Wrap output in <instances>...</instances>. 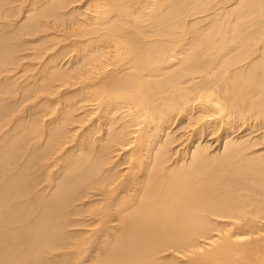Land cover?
Returning a JSON list of instances; mask_svg holds the SVG:
<instances>
[{
  "label": "rangeland",
  "instance_id": "obj_1",
  "mask_svg": "<svg viewBox=\"0 0 264 264\" xmlns=\"http://www.w3.org/2000/svg\"><path fill=\"white\" fill-rule=\"evenodd\" d=\"M47 1L49 0H0V183H2L0 184V217H2L0 221L4 220V217L6 221L11 220L14 215L22 220L20 223L17 218L18 225L32 224L38 219L45 221L43 214L46 211L41 214V208L43 204H46L47 207L50 205L51 210L46 206L42 209L52 212L49 215V217L51 215L52 218L54 217L51 219L52 221H61L60 226L54 228L56 235L59 238L71 239L78 249L77 252L74 251L75 249L68 250L67 245L63 246L59 242L55 244L56 246L53 245L54 249L57 248L56 250L51 252L52 248L48 247L46 249L48 253H42L41 258L38 257L39 253L33 260L37 261L36 264H60L61 262L69 264L80 258H90L89 255L84 256L85 250L90 247L88 243L90 238L87 236L94 235L107 226L102 222V215L105 213L102 206L111 213L115 211L114 214L123 216L130 212L127 210L129 205L136 204H129V202L133 201V198L138 194L143 183L139 181V177H142L143 173L153 176L152 180L155 183H159L156 178H160L164 183L166 179L168 181L177 177L185 179V190L187 193L193 191L191 196L196 197V193V198L205 205L220 211L222 209L227 211L226 216L203 212L201 220L198 221L201 234L192 230V227L187 229L190 230L189 237L195 244L191 249L197 250L202 243L218 237L214 246L208 250L212 252L216 248L215 251L216 253L219 251V254H216V258L211 260L206 259V254L202 255L205 257V264H264V0H174L175 4L172 0H169L170 2L157 0L159 1L157 3L158 13L161 12L162 15L154 16L155 21H148L152 24H143L140 17H131V19L128 17L123 19L125 22L119 24V27L112 25L114 23L107 25L110 27L106 25L93 26L90 23L87 25L84 17L89 13L87 11L88 13L85 15L82 13L81 19L84 20V23L80 26H83L82 29L87 28L84 30L70 29V32L69 29H65L66 25H63V22L62 25H52L53 22L60 23V21L54 19L51 13L62 16V13L71 12V15H75V11H77V8H73L75 5H80L78 11L84 12L91 5L93 7V0H80V3L78 0V2L65 0L66 5L64 6H61L62 1L59 3V0H50L51 2L46 8L51 16L40 17L37 15V12L41 10L40 5ZM138 1L140 0H129L128 2L136 6ZM144 1H146V7L155 4L152 3L155 0ZM247 1L249 4L246 5ZM32 2L34 6L36 5L35 7L39 6V8L32 10ZM109 2L113 7L119 8L116 0ZM256 6L260 8H256ZM108 15L110 17V14ZM37 17H39L38 21ZM48 21L51 22V24L49 23L51 26L45 28L48 26ZM211 21L213 25L210 27ZM231 22H234L236 26ZM227 25H230V28H227ZM37 26L41 27L37 28ZM224 28L226 31H223ZM92 30H97L99 34L103 35L107 34V30L113 31L107 38L114 40L121 38L122 47L124 46L132 52V54H128L129 56L123 57V60H126L124 62H121V59L112 60L111 54L113 53L101 58L102 63L110 62L109 70L114 71L107 74V80L115 81L119 80V76L124 77L125 86L121 89L123 91H120V98H117L114 103L116 108L120 107L114 111L115 115H112V117L118 116V120L115 117L114 122L106 120L109 116L103 106L105 99L112 98L114 93L113 90H106L105 93L107 84L103 85V82H106V78L103 80L97 76L99 78H94L92 82L86 78V75H83V72L87 70L86 67H91L82 62V57L90 53L87 50L93 48L92 44L86 45L87 39L90 41L93 36L95 37ZM84 33L86 35H83ZM260 35L261 37H259ZM248 40H251L249 44ZM148 41L152 45H159L157 46L159 49L151 52L152 56L148 57L149 61L141 60L140 52L146 47L144 45H148ZM163 43L166 45H161ZM244 43L245 50L241 48L243 52L242 50L236 51ZM256 43L259 50L253 52V47L258 49L254 45ZM205 44L208 46L206 47ZM234 46L236 48H233ZM192 47H194V51ZM124 48L122 51L126 50ZM1 51L3 52L1 53ZM207 52L208 54H206ZM223 52L227 55H223ZM251 53L254 54L251 56ZM235 54L240 58H236ZM133 55H137V61L141 60L144 65L137 63L139 68L134 67L130 61ZM229 56L232 57L229 59ZM222 57H225L227 63L225 60L222 62L220 59ZM212 58L213 60H211ZM241 58H244V61ZM76 59H80L81 62H75ZM228 59L229 62L234 60V64L229 63ZM116 62L118 66L115 65ZM94 63L96 64V62ZM253 63H256L257 66L254 67L255 72H253ZM213 64H215L214 68ZM113 66H117L115 70L112 69ZM196 66L197 70H194ZM227 66H229V70ZM225 67L226 69H224ZM158 68L163 70H158ZM204 68L205 70H203ZM80 69L81 71H78ZM172 69L175 70V74L172 73ZM167 70L170 71L171 76H168L169 72L166 73L168 77L165 75ZM211 70L213 74H211ZM178 71L179 73H177ZM194 71H196L195 76L189 75ZM237 72L242 76L240 81L232 79L237 76ZM80 73L83 76H80ZM252 73L255 75L251 77ZM184 75L186 76L184 77ZM189 79L191 82L187 81ZM101 81L102 84H100ZM164 82H166L165 85L169 83L166 87L169 90L174 83L182 87L183 90L190 89L187 90L190 92L188 93L190 94L189 99L185 101L179 98L178 102L173 99L174 102L168 106L170 108H165L164 102L168 100V94L163 90ZM259 83L262 84V87ZM85 86H89L86 88L87 90H83ZM212 88L215 89L212 90ZM135 89H139V93L135 94ZM169 90L167 89V91ZM206 91L211 93L208 95ZM205 92L207 93L206 98L211 99L209 101H219L218 104L223 109L222 114L219 112V108L213 107L214 105H203L201 101H198V99H202L198 96L206 94ZM133 93L134 96L147 95L152 98L148 107L152 106L157 110V114L153 115L152 111V115L148 114L143 111L144 106L138 107L134 104H130L131 108L128 109L126 105L131 99L128 95H133ZM248 95L250 99L247 98ZM188 101H194L193 103L189 102L192 105V112H189V109L186 110L185 104ZM245 104L246 106L242 108ZM161 105L162 107H160ZM180 105L185 106V111L189 113L188 117L180 112ZM124 110L127 112H123ZM131 111L133 114L130 113ZM142 112L145 113V116ZM119 114H122L121 118ZM157 115L159 118L156 121L160 122V130L153 128ZM181 120L182 123H180ZM53 131L54 135L51 134ZM193 146L197 148H195L196 156H193ZM98 153H100L99 158H97ZM147 167H152V169L148 168L147 172H143ZM121 175H123L122 178ZM112 180H114L113 183H109ZM114 184L115 187H112ZM99 192L107 194H103L105 196L102 197V194H97ZM59 197L62 200H59L61 199ZM106 199H110L112 206L104 204L108 201ZM118 201L121 202L118 203ZM230 209L231 211H229ZM57 211L59 213H56ZM242 213L245 214L241 220L233 219ZM120 216L114 215L117 220ZM118 222L113 220L110 224L115 223L114 228L119 230ZM8 227L10 228L7 230ZM0 228L2 231L0 233L17 229V227L2 221ZM56 230L59 232L57 233ZM149 230H144L143 234H148ZM182 233H187V231ZM235 236L243 238L242 240L238 238L234 243L231 238L234 239ZM224 243L231 245L227 249L231 252L224 249ZM11 244L15 250L19 251L26 247L24 243L14 239L9 245ZM39 245L40 239L34 243L36 248ZM60 245L61 247H59ZM222 252H228V254L220 255ZM163 253L161 256L159 255L161 259L158 264H187L186 261H189V259H181L178 256H174L175 261L172 258L164 259L163 255L166 254ZM31 258L30 260H32ZM87 261L89 262V260ZM155 262L154 264H156Z\"/></svg>",
  "mask_w": 264,
  "mask_h": 264
},
{
  "label": "bare ground",
  "instance_id": "obj_2",
  "mask_svg": "<svg viewBox=\"0 0 264 264\" xmlns=\"http://www.w3.org/2000/svg\"><path fill=\"white\" fill-rule=\"evenodd\" d=\"M5 1V0H4ZM41 1V0H39ZM62 1L61 3V6H64L66 5V1L65 0H59V3ZM72 1V0H71ZM74 1V0H73ZM77 1V0H75ZM79 3H80V0H78ZM77 1V2H78ZM109 1H113V0H93L94 4H93V7L92 5L90 7H88V9H86V11L82 12V11H78V7L80 5H75L73 8H77V11H75V15H71V12H65V13H62V16L60 15H57V14H54V13H51L53 16L54 19H59L60 23H55L53 22L52 25L54 24H57V25H62V22H63V25H66V30L69 29V32H70V29L72 30H80L82 29V27H80L83 23H84V20L81 19V16H82V13L85 15V24L89 25V23L93 26L95 25H110L112 23V25H116L118 26L119 24L121 25L122 23H124L125 21H123V19L125 18H128L131 17L135 18V17H140V20L141 22L143 21L144 23L143 24H146L147 23L149 24L150 22L148 21H152L154 20V16H160L161 12L158 13V9H159V6H157V3L159 1L155 0V2H152V3H155L154 5L152 6H149V7H146L147 5L145 4L146 1L144 0H140L137 2V5H132V3L130 4L128 1L129 0H116V2L119 4V8H116V7H113L112 3L109 2ZM124 1H126V4H124ZM149 1V0H147ZM165 1V0H164ZM163 1V2H164ZM167 1V0H166ZM169 1V0H168ZM167 1V2H168ZM174 2V0H172ZM176 1V0H175ZM179 1V0H178ZM212 1V0H211ZM260 1V0H259ZM9 2V1H8ZM8 2H6L8 4ZM12 2V1H11ZM50 0L47 1V2H42V4L40 5V8L41 10L39 12H37V15H39L40 17L44 16L45 18H47L48 16H51L48 14V11H47V8L46 6L50 4ZM76 2V3H77ZM170 2V1H169ZM248 2V1H247ZM10 3V2H9ZM166 4V2H164ZM245 3V2H244ZM253 3V2H252ZM255 3V2H254ZM34 3L32 2V5ZM164 4V5H165ZM168 4V3H167ZM172 4V3H171ZM175 4V2L173 3ZM178 4V3H177ZM176 4V5H177ZM180 4V3H179ZM202 4V3H201ZM210 4V3H209ZM249 4L246 3V5ZM161 5V4H159ZM251 5V4H250ZM261 5V4H260ZM36 6V5H35ZM34 5L32 6V10H34L35 8L38 9V7H35ZM167 6V5H166ZM179 6V5H177ZM176 6V7H177ZM254 6V5H253ZM262 6V5H261ZM5 7V6H4ZM161 7V6H160ZM169 7V6H168ZM191 7V6H190ZM250 7V6H249ZM260 8L259 6H256V8ZM86 8V7H85ZM163 8V7H162ZM171 8H172V5H171ZM175 8V7H174ZM184 8V7H183ZM252 8V6H251ZM72 9V8H70ZM147 9V11H146ZM161 9V8H160ZM229 9V8H228ZM69 10V9H68ZM178 10V9H176ZM248 10V9H247ZM88 11V12H87ZM180 11V10H179ZM59 12V11H58ZM168 12V11H167ZM171 12H173L171 10ZM223 12V11H222ZM246 12V11H244ZM27 13H28V10H27ZM47 13V14H46ZM23 14V13H22ZM110 14V17L109 15ZM157 14V15H155ZM170 14V13H169ZM174 14V13H173ZM178 14V13H177ZM24 15V14H23ZM162 15V14H161ZM223 15V14H222ZM221 15V16H222ZM166 16V15H165ZM62 17V18H60ZM108 17V18H107ZM51 18V17H50ZM50 18H48V20H50ZM154 18V19H153ZM165 18V17H164ZM218 18V17H217ZM26 19V18H25ZM36 20L38 21L39 20V17L36 18ZM99 20V21H98ZM133 20V19H132ZM138 20V19H137ZM54 21V20H53ZM155 21V20H154ZM159 22V20H156ZM218 21V20H217ZM127 22H129L127 20ZM34 23V22H33ZM37 23V22H36ZM49 23L51 24V22H47V25L48 26H45V28H49ZM161 23V22H160ZM38 24V23H37ZM84 24V26H85ZM152 24V23H150ZM155 24V22H154ZM232 25H234V22H231ZM236 24V23H235ZM36 25V24H34ZM56 25V26H57ZM213 25V22L211 21L210 23V27ZM42 26V25H41ZM39 26V27H41ZM113 26V27H114ZM236 26V25H234ZM36 27V26H35ZM37 26V28H39ZM53 27V26H52ZM107 27H110V26H107ZM112 27V28H113ZM119 27V26H118ZM125 27V26H124ZM142 27V26H141ZM148 27V26H147ZM227 28H230V25L226 26ZM34 28V27H33ZM58 28V27H57ZM87 28V27H84V29ZM97 28V27H96ZM134 28V26H133ZM82 29V30H84ZM93 29V28H91ZM114 29V28H113ZM119 29V28H118ZM116 29V30H118ZM121 29V28H120ZM123 29V28H122ZM222 29V28H221ZM36 30V29H35ZM47 30V29H45ZM98 30V29H97ZM95 30L93 31V33L95 34V37L93 36V38H91V40L89 41V39H87L86 41V45L87 44H92L93 45V48H90L89 51L90 53L88 54H85L83 57H82V62L85 64V65H90L91 67H86L87 70H83L84 74L83 75H86V78L90 81L93 82V79H98L99 77L102 78L104 80V78H106V82L104 81L103 82V85L104 84H107L105 86V93H106V90H113L114 93H113V96L112 98L111 97H107L105 99V102L103 104V106H105L106 108V113L107 115L109 116L106 120L108 122H114L115 120V117H112V115L114 114L115 115V112L114 111H117L120 107H115L114 103H115V100L117 98H120V94L121 92L120 91H123L121 89L124 88L125 86V82H124V77H120L119 76V80H115V81H110V80H107V77L108 75L107 74H110V73H113L114 71L113 70H109L110 67L109 64L110 62L106 61V63H102L101 62V58H103L105 55H109L110 53H113L111 54L112 57L111 59L114 61H118L121 59V62H124L126 60H123L124 58L123 57H126V56H129L128 54H132V52L126 48V50L122 51V49L124 48V46L122 47V44L120 43V40H122L121 38H117V37H114V38H117V39H110V38H107V36H109L113 31H109L107 30V34L106 35H103V34H99L98 31ZM125 30V29H124ZM162 30V29H161ZM226 31V29L224 28L223 31ZM115 31V30H114ZM120 31V30H118ZM156 31V30H155ZM159 31V30H158ZM165 31V30H164ZM170 31V30H169ZM122 32V31H121ZM120 32V33H121ZM220 32V31H218ZM263 32V31H262ZM39 33V32H38ZM79 33V32H77ZM117 33V32H116ZM150 33V32H149ZM90 34V33H89ZM97 34V35H96ZM118 34V33H117ZM116 34V35H117ZM122 34V33H121ZM155 34V33H154ZM166 34V33H165ZM170 34V33H169ZM176 34V33H175ZM188 34V33H187ZM225 34V33H223ZM83 35H86V33H84ZM119 35V34H118ZM214 35V34H213ZM259 35V34H258ZM262 35V34H261ZM261 35L259 37H261ZM111 36V35H110ZM148 36V35H147ZM158 36V35H156ZM180 36V35H179ZM225 36V35H224ZM238 36V35H237ZM120 37V36H119ZM150 37V36H149ZM189 37V36H188ZM221 37V35H220ZM258 37V38H259ZM147 39H149L147 37ZM162 39V38H161ZM211 39V38H210ZM213 39V38H212ZM211 39V40H212ZM221 39V38H220ZM257 39V38H256ZM263 39V38H262ZM258 40V39H257ZM249 41L251 40H248V44H249ZM261 41V40H260ZM264 41V40H263ZM101 42V43H100ZM122 42V41H121ZM124 42V41H123ZM179 42V41H178ZM196 42V41H195ZM214 42V41H213ZM245 42V41H244ZM125 43V42H124ZM123 43V44H124ZM193 43V42H192ZM221 43H222V40H221ZM219 43V44H221ZM262 43V41L260 42ZM127 44V43H125ZM165 43L161 44V45H164ZM198 44V43H197ZM212 44V43H210ZM209 44V45H210ZM219 44H217L219 46ZM227 44V43H226ZM160 45V47H161ZM166 45V44H165ZM194 45V44H193ZM216 45V46H217ZM223 45V43H222ZM221 45V46H222ZM233 45V44H232ZM236 45V44H235ZM257 46L258 48V45L257 43L254 44ZM264 45V44H263ZM262 45V46H263ZM146 47H144L141 52H140V55H141V60H147L149 61L150 58H148L149 56H152L151 55V52H154V50H158L159 45H152L149 43L148 41V45H144ZM195 46V45H194ZM206 46V44H205ZM208 46V45H207ZM206 46V47H207ZM229 46V45H228ZM245 46V43L244 45L242 44V46L240 47V49H236V51L238 50H242L241 48H243ZM250 46V45H249ZM248 46V47H249ZM253 46V45H252ZM255 46V47H256ZM2 47V46H1ZM200 47V46H199ZM204 47V46H203ZM212 47V46H211ZM210 47V48H211ZM220 47V46H219ZM219 47H217L219 49ZM224 47H226L224 45ZM232 47V46H231ZM239 47V46H237ZM246 47L248 50L249 48ZM260 47V46H259ZM264 47V46H263ZM88 48H89V45H88ZM114 48V50H112ZM124 48V49H125ZM131 50H132V47H130ZM162 48V47H161ZM194 47H192L193 49ZM197 48V47H196ZM221 48V47H220ZM230 48V47H229ZM233 48H236L235 46ZM233 48L232 51H233ZM6 49V48H5ZM4 49V50H5ZM191 49V48H190ZM189 49V50H190ZM202 49V48H201ZM226 49V48H225ZM244 49V48H243ZM262 49V48H261ZM3 50V48H2ZM112 50V51H111ZM134 50V49H133ZM177 50V49H176ZM188 50V51H189ZM206 50V49H204ZM214 50V49H213ZM217 50V49H216ZM215 50V51H216ZM229 50V49H228ZM245 50V49H244ZM259 48L256 49L253 47V52H258ZM135 51V50H134ZM133 51V52H134ZM194 51V49H193ZM226 51V50H224ZM252 51V49H251ZM3 51H1L2 53ZM118 52V53H117ZM200 52V51H199ZM204 52V51H203ZM201 52V53H203ZM210 52V51H209ZM212 52V51H211ZM214 52V51H213ZM220 52V51H219ZM231 52V51H229ZM243 52V50H242ZM83 53V52H82ZM85 53V52H84ZM107 53V54H106ZM161 53V52H160ZM218 53V52H216ZM234 53V52H233ZM237 53V52H236ZM240 53V52H239ZM246 52H244L245 54ZM81 54V53H79ZM184 54V53H183ZM194 54V53H193ZM208 54V52L206 53ZM210 54V53H209ZM214 54V53H213ZM226 54V53H225ZM224 52H223V55H225ZM229 54V53H228ZM238 54V53H237ZM247 54V53H246ZM252 54L254 53H251L250 55L252 56ZM257 54V53H256ZM173 55V54H172ZM185 55H187V52H185ZM195 55V54H194ZM202 55V54H201ZM212 55V54H211ZM210 55V58L212 57ZM227 55V54H226ZM240 55V54H238ZM77 56V55H76ZM82 56V55H81ZM166 56V55H165ZM198 56V55H196ZM207 56V55H206ZM215 56V55H214ZM236 58L239 57L235 54ZM234 56V57H235ZM242 56V55H240ZM246 56V55H245ZM3 57V55H2ZM106 57V56H105ZM184 57V56H183ZM191 57V56H190ZM209 57V56H208ZM217 57V56H216ZM215 57V58H216ZM232 57V56H231ZM229 56V59L231 58ZM244 57V55H243ZM72 58V57H71ZM137 55H133L132 59L130 61H132V64L134 67H138V65H136L137 63L138 64H143L141 63V60L140 61H137ZM180 58V57H179ZM196 58V57H195ZM209 58V59H210ZM214 58V57H213ZM213 58L211 60H213ZM225 57H222L220 58L222 60V62L225 60L224 59ZM240 58V57H239ZM238 58V59H239ZM250 58V57H249ZM248 58V59H249ZM149 59V60H148ZM164 59V58H163ZM198 59H201L198 57ZM229 59H228V62H229ZM234 59V58H233ZM238 59H236L238 61ZM243 59L244 61V58H241ZM246 59V58H245ZM252 59V58H251ZM80 59H76L74 60L75 62H81V60L79 61ZM203 60V59H202ZM202 60H199L202 62ZM207 60V59H206ZM205 60V61H206ZM215 60V59H214ZM235 60V59H234ZM234 60H230L232 63ZM72 61L73 64H75V62ZM146 61V62H147ZM197 61V60H196ZM198 61V62H199ZM205 61H203V63H205ZM210 61V60H209ZM219 61V60H218ZM246 61V60H245ZM250 61V60H249ZM93 62V63H92ZM96 62V64L94 63ZM134 62V63H133ZM158 62V60H157ZM173 62V61H172ZM208 63V60L206 61ZM220 62V61H219ZM221 62V64H223ZM226 62V60H225ZM229 62V63H231ZM240 62V61H239ZM258 62V61H256ZM70 63V62H69ZM98 63V64H97ZM148 63V62H147ZM152 63V62H151ZM174 63V62H173ZM227 63V62H226ZM242 63V62H241ZM72 64V65H73ZM93 64V65H91ZM172 64V63H171ZM170 64V66H172ZM180 64V63H178ZM202 64V63H200ZM206 64V63H205ZM211 64V63H210ZM225 64V63H224ZM234 64V63H233ZM233 64H231L233 66ZM256 63H253V72H255L254 70V67H257L255 65ZM66 65V64H65ZM81 65V64H79ZM115 65H117V62L115 63ZM129 65V64H128ZM144 65V64H143ZM148 65V64H147ZM165 65V64H164ZM196 65V64H195ZM212 65V64H211ZM214 65L213 64V68H214ZM229 65V66H231ZM239 65V64H238ZM248 65V64H247ZM64 66V65H63ZM71 66V65H70ZM83 66V65H82ZM118 66V65H117ZM116 66V67H117ZM142 66V65H141ZM175 66V65H174ZM173 66V67H174ZM210 66V65H209ZM208 66V67H209ZM216 66H219V65H216ZM229 66H227V69L229 70ZM241 66V65H240ZM252 66H251V69H252ZM49 67V66H48ZM78 67V66H77ZM81 67V66H80ZM114 67V68H113ZM112 69H116L115 66H113ZM176 67V66H175ZM192 67V65H191ZM202 67V66H201ZM75 68V67H74ZM79 68V67H78ZM82 68V67H81ZM130 68V67H129ZM139 68V67H138ZM194 68V67H193ZM196 68V69H195ZM194 68V70H197V66ZM218 68V67H217ZM223 69V67H220ZM235 68V67H234ZM247 68H250V67H247ZM65 70V68H62ZM61 69V70H62ZM72 69V68H70ZM142 69V68H141ZM160 68H158L159 70ZM192 69V68H191ZM222 69H219V71H222ZM226 69V67L224 68ZM240 69V68H239ZM243 69V68H242ZM245 69V67H244ZM66 70H69V69H66ZM136 70V69H135ZM154 70V69H153ZM157 70V69H156ZM161 70V69H160ZM163 70V69H162ZM161 70V71H162ZM170 70V69H169ZM167 70L165 71V75L167 72L168 73V76H171L170 74V71ZM173 70V69H172ZM205 70V68L203 69ZM214 70V69H213ZM48 71V70H47ZM75 71V70H74ZM78 71H81L78 70ZM127 71V70H126ZM131 71V70H130ZM160 71V72H161ZM175 70H173L172 73L175 74L174 72ZM189 71V70H188ZM193 71V70H192ZM215 71V70H214ZM217 71V69H216ZM237 71V69H236ZM63 72V71H62ZM60 73L61 75L63 73ZM151 72V71H149ZM153 72V71H152ZM151 72V73H152ZM156 72V71H155ZM196 71H194L193 73H190L189 75L195 73ZM198 72V71H197ZM206 72V71H205ZM204 72V73H205ZM211 74H213V71L211 70ZM228 72V71H227ZM45 73V72H44ZM74 73V72H73ZM82 73V72H81ZM80 73V74H81ZM129 73V72H128ZM179 73V71L177 72ZM219 73V72H218ZM226 73V72H225ZM69 74V73H68ZM124 74V73H123ZM122 74V76H123ZM183 74V72H182ZM181 74V75H182ZM199 74V73H198ZM203 74V73H201ZM200 74V75H201ZM207 74V73H206ZM216 74V73H215ZM33 75V74H32ZM46 75V74H45ZM77 75V73H76ZM82 74L80 76H83ZM114 75V74H113ZM125 75V74H124ZM128 75V74H126ZM154 75V74H153ZM192 75V76H193ZM197 75V73H196ZM218 75V74H216ZM215 75V76H216ZM221 75V74H220ZM220 75L218 76V78L220 77ZM255 75V73H252L251 77ZM66 76V75H65ZM88 76V77H87ZM99 76V77H97ZM131 76V75H130ZM160 76V75H159ZM167 76V75H166ZM167 76V77H168ZM175 76V75H174ZM179 76V75H178ZM183 76V75H182ZM186 75H184L185 77ZM195 76V75H194ZM203 76V75H202ZM201 76V77H202ZM209 76V75H207ZM211 76V75H210ZM224 76V75H223ZM114 77V76H113ZM127 77V76H126ZM129 77V75H128ZM80 78V77H78ZM77 78V79H78ZM118 78V77H117ZM132 78V77H131ZM189 78V77H188ZM197 78V77H196ZM208 78V77H207ZM210 78V77H209ZM224 78V77H222ZM248 78V77H246ZM171 79V78H170ZM173 79V78H172ZM200 79V78H199ZM203 79V78H202ZM206 79V78H205ZM211 79V78H210ZM214 79V78H213ZM226 79V78H225ZM234 81H240L242 80V76L241 74H239V72H237V76L233 77L232 78ZM80 80V79H79ZM85 80V79H84ZM112 80V79H111ZM131 81H133L132 79H130ZM135 80V79H134ZM142 80V79H141ZM147 80V79H146ZM167 80V79H166ZM186 80V79H185ZM201 80V79H200ZM247 80H250V79H247ZM253 80V79H252ZM83 81V80H82ZM81 81V82H82ZM129 81V80H128ZM138 81V80H137ZM144 81V80H143ZM188 82L191 80H187ZM208 81V80H207ZM210 81V80H209ZM225 81V80H224ZM87 83L89 81H86ZM92 82H90V84L92 85ZM136 82V81H135ZM170 82V81H169ZM186 82V81H185ZM183 82V83H185ZM186 82V83H188ZM226 82V81H225ZM64 83V82H63ZM75 83V82H74ZM127 83V81H126ZM132 83V82H131ZM140 83V82H139ZM138 83V84H139ZM143 83V82H141ZM166 82H164V85H165ZM179 83V81H178ZM199 83V82H198ZM249 83V82H248ZM85 84V83H84ZM95 84V83H94ZM102 84V81L101 83ZM137 84V86L139 87V85ZM145 84V83H144ZM169 84V83H168ZM167 84V85H168ZM172 84V82L170 83V85ZM191 84V83H190ZM228 84V83H227ZM256 84V83H255ZM90 85V86H91ZM131 85V84H130ZM134 85V84H133ZM142 85V84H141ZM167 85L164 86L163 90L164 92L166 91L167 94H168V100H166L164 102V106L165 108L168 107V106H171V103L174 102L173 99H176V101L178 102V99L181 98L185 101H187L189 99L188 96H190V93L189 91L187 90H190V89H187V90H183L182 87H180L179 85L177 86V84H173L172 88L169 90V88H166ZM189 85V84H188ZM206 85V83H205ZM216 85V84H215ZM248 85V84H247ZM260 85V83H259ZM262 85V84H261ZM260 85V86H261ZM96 86V85H95ZM132 86V85H131ZM143 86V85H142ZM184 86V85H183ZM221 86V85H220ZM252 86V85H251ZM255 86V85H253ZM83 87V86H82ZM89 87V86H87ZM86 86L83 88V90H87ZM94 87V86H92ZM134 87V86H132ZM262 87V86H261ZM136 88V86H135ZM186 88V87H185ZM205 88V87H204ZM248 88V87H247ZM251 88V87H250ZM93 89V88H91ZM101 89V88H100ZM131 89V88H130ZM148 89V88H147ZM167 89L169 91H167ZM215 89V88H212V90ZM218 89V88H217ZM260 89V88H258ZM46 90V89H45ZM128 90V89H127ZM136 90V89H135ZM162 90V91H163ZM257 90V88H256ZM262 90V89H261ZM260 90V91H261ZM133 91V90H132ZM139 89L136 90V93L137 92L139 93ZM209 91V90H208ZM232 91V90H231ZM207 92V91H206ZM205 92V93H206ZM218 92V91H217ZM110 93V91H109ZM185 93H186V96H185ZM194 93V92H193ZM196 93V92H195ZM202 93H204L202 91ZM208 95L211 93V92H207ZM207 93L206 94H202V95H197L199 98H202V99H198V101H201L202 104H212L214 105L213 107H216V108H219V112L222 114V106L220 104H218V102H213V101H209L211 99H207ZM252 93V92H251ZM92 94V93H91ZM130 94V93H128ZM127 94V95H128ZM132 94V93H131ZM143 94V92L141 93V95ZM200 94V93H199ZM223 94V93H222ZM250 94V93H249ZM253 94H254V91H253ZM136 95L134 96V93L133 95H128L131 99H129V101L127 102L128 105H126L129 108L130 107V104H134L136 106H144V110L145 112H148V114H151V111L153 112L152 114H157L156 111L152 106L151 107H148V104L152 101V98L150 97H147V95ZM162 95V94H161ZM164 95V94H163ZM192 95V94H191ZM252 95V94H251ZM166 96V95H165ZM214 96V94H213ZM218 96V94H217ZM187 97V98H186ZM228 97V96H226ZM237 97V96H236ZM111 98V99H110ZM123 99H125L124 97H122ZM127 98V97H126ZM249 98V95L248 97ZM255 98V97H254ZM89 99V98H88ZM250 99V98H249ZM91 100V99H90ZM94 100V99H93ZM227 100V99H226ZM126 101V100H125ZM184 101V102H185ZM223 101V100H222ZM244 101V100H243ZM242 101V102H243ZM248 101V100H246ZM251 101V100H250ZM86 102V101H85ZM89 102V101H88ZM190 101H188L185 106L187 107V109H189V112L191 111L192 112V105L190 103H193L192 101L189 103ZM87 103V102H86ZM96 103V102H95ZM183 103V102H182ZM196 103H199V102H196ZM236 103V102H235ZM247 104H250L249 102H246ZM88 104V103H87ZM99 104V103H98ZM147 104V105H146ZM152 104V103H151ZM154 104V102H153ZM163 104V103H162ZM184 104V103H183ZM234 104V103H233ZM102 105V104H101ZM197 105V104H195ZM224 105V104H223ZM261 105V104H260ZM185 106L184 105H180L179 109H180V112L183 113V115H188L189 113L187 111H185ZM238 106V105H237ZM245 105L242 106V108H244ZM134 107V106H133ZM162 107V105L160 106ZM202 107V106H201ZM230 107V106H228ZM251 107V106H250ZM260 107V106H259ZM264 107V106H263ZM82 108V107H81ZM151 108V109H150ZM170 108V107H168ZM238 108V107H237ZM127 109V110H128ZM172 109V107H171ZM224 109H225V106H224ZM233 109V107H232ZM239 109V108H238ZM85 110V109H84ZM103 110V109H101ZM109 110V111H107ZM127 110H124L123 112H127ZM197 110V109H196ZM201 110V109H200ZM229 110V108H228ZM236 110V109H235ZM249 110V109H248ZM239 111V110H237ZM150 112V113H149ZM206 112V111H205ZM211 112V111H210ZM233 112V111H232ZM236 112V111H235ZM250 112V111H249ZM253 112V111H252ZM258 112V111H257ZM132 113V111L130 112ZM207 113V112H206ZM238 113V112H236ZM85 114V113H84ZM89 114V113H88ZM133 114V113H132ZM142 114L145 116V113L142 112ZM151 114V115H152ZM239 114V113H238ZM175 115V114H174ZM173 115V116H174ZM218 115V114H217ZM243 115V114H242ZM241 115V116H242ZM172 116V117H173ZM215 116V115H214ZM220 116V115H218ZM233 116V114H232ZM240 116V115H239ZM119 117L121 118L122 117V114H119ZM168 117V116H167ZM188 117V116H187ZM205 117V116H204ZM203 117V118H204ZM211 117V115H210ZM227 117V116H226ZM245 117V116H244ZM243 117V118H244ZM118 118V116L116 117V119ZM133 118V117H132ZM131 118V119H132ZM157 118H159V116L157 115L156 116V119L155 121L157 120ZM242 118V117H241ZM206 119V118H205ZM204 119V120H205ZM213 119V118H212ZM218 119V117H217ZM118 120V119H117ZM226 120V118H225ZM224 120V121H225ZM177 121V120H176ZM187 121V120H186ZM207 121V120H206ZM219 121V120H218ZM118 122V121H117ZM132 122V121H131ZM171 122V121H169ZM174 122V121H173ZM183 121L181 120L180 123H182ZM210 122V121H209ZM82 123V122H81ZM179 123V124H180ZM204 123V121H203ZM111 125V123H108ZM156 125V126H155ZM155 125H154V129L156 130H160L161 128V125H160V122L159 120L155 122ZM175 125V124H174ZM108 126V125H107ZM200 126V125H199ZM62 127V126H60ZM59 127V129H60ZM110 127V126H109ZM207 127V126H206ZM62 129V128H61ZM200 129V127H199ZM58 130V129H57ZM136 130V129H135ZM197 130V129H196ZM202 130V129H201ZM59 131V130H58ZM138 131V130H137ZM57 132V131H56ZM55 132V133H56ZM54 131L51 133L53 134ZM59 133V132H58ZM61 133V132H60ZM57 134V133H56ZM153 134V133H152ZM206 134V133H205ZM208 134V133H207ZM54 135V134H53ZM119 135V134H118ZM200 136V135H199ZM207 136V135H205ZM51 137V136H50ZM57 137V136H56ZM52 138V137H51ZM55 138V136H54ZM201 138V136H200ZM208 139V138H207ZM113 140V139H111ZM56 144V143H54ZM148 144V142H147ZM146 144V145H147ZM145 145V147H146ZM150 145V144H149ZM148 147V146H147ZM191 148V147H190ZM196 146H193V156H196L197 154V148ZM195 149V150H194ZM191 151V150H190ZM101 153V152H100ZM100 153H98V156L97 158L100 157ZM54 155V154H53ZM149 156V155H148ZM152 158V157H151ZM158 165V164H157ZM156 166V165H155ZM85 168V167H84ZM147 167V169H145V171L143 172H147V170L149 169H152V167ZM126 170V169H125ZM124 170V171H125ZM128 170V169H127ZM124 173V172H122ZM164 174V173H163ZM182 175V174H181ZM157 176V175H156ZM183 176V175H182ZM123 177V175H121V178ZM152 177L153 176H150L148 174H145L143 173V176L142 177H139V181H142V185L140 186V189L138 191V194L133 198V201L131 200L129 202L130 203H136L135 205L133 206H130L127 207V210H130L129 213L123 215V216H120L118 215L117 213L116 216H120L119 219L117 220L115 217H114V212H109V210L105 207L102 206V208L105 210V213L102 215V222L103 223H106L107 226H105L102 230L98 231L97 233H95L94 235H88L87 237L90 238V241H88V243L90 244V247L87 248L85 250V257L86 255H89V259H81L82 261L80 262V259L74 261V262H70L69 264H154V262L156 264H158V261L161 259L159 258L161 256V253L164 252L166 255H163L165 258L164 259H170L172 258L174 261V256H178L179 258L181 259H189V261H186L187 264H205V257H203L202 255L206 254L207 255V258L206 259H213V258H216V254H219V251H217L218 253H216L215 249L214 248L212 250V252H209L208 249H211V247L214 246V244L217 242V238H212V240H207L206 243H202L200 245V247L195 250V249H191V247L193 245H195L193 243V241L191 240V238L189 237L191 233L190 230H187L189 228L192 227V230L196 231V233L198 232L199 234H201V227L200 225L198 224V221L201 220V216H202V213H206V212H209V214H214V215H217V216H226L227 215V211L225 209H222V211H220L219 209H216L214 207H210V206H207L205 205L204 203H202V201L197 197V194L195 193V196L196 197H193L191 196L192 195V192L191 193H187L186 190H185V179L183 178H172V179H169L167 181L162 183V180L160 178H156V180H159V183H155L153 180H152ZM185 177V176H183ZM187 177V176H186ZM108 178V177H107ZM109 180V179H108ZM117 180V179H116ZM120 180V179H119ZM104 181V180H102ZM114 180L110 181L109 183H113ZM122 181H125V180H122ZM5 183V182H4ZM122 183V182H121ZM2 184V183H0ZM100 184V183H99ZM105 184V183H104ZM109 185V184H108ZM104 186H107V185H104ZM1 187V186H0ZM108 187V186H107ZM112 187H115V184L114 186ZM88 188V187H87ZM103 188V187H102ZM110 188V187H109ZM4 189V188H2ZM99 189V188H98ZM97 189V190H98ZM117 189V188H116ZM99 191V190H98ZM110 191H111V188H110ZM142 191V192H141ZM195 192V191H194ZM87 193V192H86ZM85 193V194H86ZM98 195L99 194H107V193H97ZM113 194V193H112ZM200 194V193H199ZM111 195V194H110ZM105 195H103L102 197H104ZM108 197V196H107ZM61 198V197H59ZM58 198V199H59ZM97 198V197H95ZM113 198V197H112ZM56 199V200H58ZM92 199V198H91ZM105 200V198H103ZM59 200H62L59 199ZM68 200V199H67ZM93 200V199H92ZM96 200V199H95ZM108 200V199H106ZM101 201V200H100ZM115 201V200H114ZM71 202V201H70ZM110 199L104 203V204H107L109 205L110 207ZM121 202V201H118V203ZM56 203V202H55ZM63 203V202H62ZM61 203V204H62ZM90 203V202H89ZM92 203V202H91ZM115 203V202H114ZM59 204V202H58ZM60 204V205H61ZM113 204V202H112ZM115 205V204H114ZM46 204H43L42 205V208L45 207ZM54 206V205H53ZM57 206V205H55ZM112 206V205H111ZM47 207V206H46ZM45 207V208H46ZM41 208V214L44 213L46 211V213L43 214V216L45 217V221H43L42 219H38L37 222H33L32 224H17L18 223V220L17 218L19 219L20 223L22 222L21 218L20 217H17L14 215L13 219L6 221L5 217H4V220H1L3 223H8L9 225L11 226H14V227H17L16 230H11V231H6L4 233H0V264H36L37 261L33 258H35L36 255H38V257L41 258V254L42 253H46L48 250H46L48 247H51V252L56 250L54 249L53 245L61 242L63 246L67 245L68 246V250H73L75 249L74 251L77 252L76 250L78 249V246L75 244L74 241H72L71 239H67L66 237L64 238H59L56 233H55V229L54 228H57L58 226H60V222H55V221H52L51 219L52 218V215L49 217V215L52 213H50L49 211L51 210L50 208V205L47 207L48 209L50 208V210L48 209H42ZM117 208V207H116ZM123 208V207H122ZM2 209V208H1ZM59 209V208H57ZM56 209V210H57ZM232 209V208H231ZM231 209L229 211H231ZM55 210V209H53ZM75 212V211H73ZM56 213H59V211H57ZM55 213V214H56ZM72 213V212H71ZM54 214V215H55ZM98 214V213H97ZM245 213H242L241 215H239L238 217H234L233 219L235 220H241V218H243ZM39 215V214H38ZM48 215V216H47ZM72 215V214H71ZM94 215V214H93ZM11 217V215H10ZM60 217V216H59ZM85 217V216H84ZM95 217V216H94ZM2 219V217H0ZM264 219V218H263ZM119 221L117 223L118 227H119V230L115 229V223H113L112 225L110 224L112 221ZM0 221V223H1ZM17 224V225H16ZM122 224V225H121ZM2 225V224H1ZM23 227H22V226ZM69 225V224H68ZM62 226V225H61ZM4 227V226H2ZM6 228V227H5ZM4 228V229H5ZM10 227L7 228V230L9 229ZM12 228V227H11ZM1 229V228H0ZM146 229H150L149 230V233L144 235V230ZM59 230V229H58ZM4 231V230H3ZM72 231V230H71ZM187 231V233H182V232H185ZM2 232V231H0ZM57 232V230H56ZM59 232V231H58ZM57 232V233H58ZM70 233V232H69ZM69 233H68V236H69ZM146 233V232H145ZM195 233V234H196ZM203 234V233H202ZM228 234V232H227ZM205 235V234H204ZM60 236V235H59ZM262 236V235H261ZM209 237V236H208ZM242 240L243 237H240V236H235L234 239L231 238V241L234 242L235 240ZM14 239L16 241H19L20 243H24L26 245V247L19 251V250H15L13 245H9L11 243V240ZM40 239V245L38 246V248H36L34 246V243L35 242H38ZM76 240V239H75ZM232 242H230L232 245L234 246H237L235 244H233ZM235 243V242H234ZM239 244V243H238ZM223 245H225L224 249L227 250L228 249V246L231 247V245L229 243H224ZM37 246V245H36ZM56 246V245H55ZM58 247V246H57ZM61 247V245L59 246ZM161 247V248H160ZM64 248V247H63ZM218 249V247H217ZM67 252H70L68 251ZM237 250V249H236ZM95 251V252H94ZM227 251H230L231 250H227ZM234 251V250H233ZM229 252V253H230ZM12 253V256L10 257ZM48 253V252H47ZM95 253V254H93ZM163 253V254H164ZM197 253H202V254H197ZM25 254V255H24ZM158 254V256H157ZM226 255L228 254V252H222V254L220 255ZM46 255V254H45ZM160 255V256H159ZM155 256V258H154ZM157 256V257H156ZM32 257V258H31ZM30 258L32 260H30ZM77 259V258H76ZM163 259V260H164ZM30 260V261H29ZM89 260V262L87 261ZM162 261V260H161ZM66 262H61L60 264H65ZM50 264V263H48Z\"/></svg>",
  "mask_w": 264,
  "mask_h": 264
}]
</instances>
